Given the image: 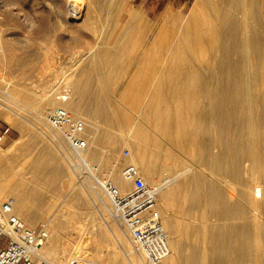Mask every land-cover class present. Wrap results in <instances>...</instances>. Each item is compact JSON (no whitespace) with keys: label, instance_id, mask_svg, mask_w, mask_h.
<instances>
[{"label":"bare ground","instance_id":"6f19581e","mask_svg":"<svg viewBox=\"0 0 264 264\" xmlns=\"http://www.w3.org/2000/svg\"><path fill=\"white\" fill-rule=\"evenodd\" d=\"M22 1L0 0L2 5L8 7L11 16L16 19H20L21 15L18 14V11L13 13V9L11 8L18 6V3ZM63 1H66V5H64L66 6L65 12H59L58 10L55 12L59 16V23L63 25L73 24L77 29L84 28L95 39V46L91 51L84 54L83 52L76 53V60L74 65L72 64V67L76 68L79 63L90 59V57H99L98 54L100 55V52H103L104 57L108 59L110 51L107 53L108 50L105 47L102 50L101 46L104 44L103 39L106 34L109 37H113L114 35H121V38L124 37L126 42L119 49H122V51L128 49L130 51V48L134 49L142 46L140 37L143 39V36L148 31H157V33L152 44L145 49L146 53L140 67L130 78L121 96V98L128 100L126 105L129 104V99L130 103L132 98L135 100H132V103H134L136 108L138 107V110L136 109L138 116L135 120L134 118L132 120L129 119L125 114L122 116L121 120L125 124L126 133L122 131L118 132L117 138L111 132H104L101 135L97 124L90 125L86 121L87 118L83 114L85 94L82 84L84 80H81V76H83L81 73H79L80 75L77 74L78 77L69 83L68 88L72 91V96L69 101L64 103H61L55 94V91L59 90L62 82L58 80L53 84L52 81L54 79L49 78L36 102V106L31 105V107L35 106L39 112H37L38 114H42L40 117L36 116V118H32L31 114L36 112L34 107L27 106L22 112H17L12 108V106L16 105L5 106L4 109L13 112V115L16 117L15 125L19 120L27 128L29 127L28 124L31 125L55 147L53 148L49 145L50 143L41 140V153L44 156L40 154L33 159L34 176L38 174L36 178H39V174L42 176L45 173V180H41L40 182L38 179L37 186L43 185L45 189L52 192L49 197L45 198L43 191L39 194L40 196L35 195V185H29L31 178H28L29 181L27 180L26 182L22 180L21 184L17 183L14 186L11 184L7 186L3 182V184L0 183V200L1 198L3 199V193L7 191L11 197L6 200H12L14 212L23 220L25 225L34 227L38 222L46 218L44 223L48 227L49 237L39 250V258H42V255L51 264H65L63 262V253H67V249L62 248L63 255L56 256L59 253L58 250H60L62 226L65 225L66 221L73 222L77 216V211H79L78 209H81V206L85 207L82 204H79L80 207L76 206L81 191L71 194L72 198H70L69 202H72L70 204L73 211H71L72 209L69 211V205L63 204L56 211L55 204L59 199L55 201V204L53 202L56 197L55 193L60 194L62 190H68L67 192H69L71 183L64 182L63 180L67 177L65 180L69 178L71 181L72 176L70 174L71 172L74 174V171L66 163L70 174L65 169L64 161L69 150L61 134L50 128L44 121V112H48L50 108L53 109L56 106H63L85 127L88 137V148L82 154L84 160L90 161L92 164L96 163L101 167L100 165L106 159L100 149L102 144L101 137L104 136L113 147H119V141H121V145H129L132 148L128 163L136 165L139 168L147 184L152 185L151 183L155 182V179L160 174H163L161 173L163 169L169 170L174 176V179H171L170 185L161 191L157 201L163 228L170 238L171 253L166 259V264H264V221L260 220L263 213L261 209L264 206V0H197L185 15L180 14V12L179 14L175 13L172 7L168 6L157 22L154 21L155 23L153 24L146 22L137 23L134 26L130 25V23V26H128L127 21H124V16L127 15L124 12V8L126 7L125 0L121 4L119 2L117 7L114 6V0H112L113 3L110 4L109 14L106 15L108 19L109 17L111 18L109 21L113 24V27L109 30L105 28L107 25L104 27L103 24L101 27L95 21L96 14L94 15V13L95 11H100L99 7L103 1L102 3L99 2L100 0ZM29 8L31 12L28 13V17H38L40 21L42 20L39 32L42 37H47L50 31L46 29L47 27L44 28L43 23L45 22L43 19L46 11L43 12V9L39 10L32 5ZM54 8L56 9V7ZM136 14L139 17H143L141 9L133 12L132 17L134 15L137 16ZM40 21L38 20V22ZM75 33L76 36H73H79L77 32ZM2 34L0 32V37ZM130 43L133 45L130 46ZM137 49L134 50L137 51ZM153 53L157 54L159 59L156 60L154 57L153 59V55H151ZM196 58L203 59V63H207L208 61L209 67H211V70H207L210 74H206L205 72L206 76L208 75L207 80H209V85H205L206 88L204 85H200L204 80V76L202 75L204 72L200 73L202 76L197 75V79L199 81L202 80L201 82L195 81L200 85L198 86L197 84L198 88L197 86L195 87L198 93L193 88L194 84L193 87L190 85L193 79L197 80L194 75L198 73H196V69L191 68V66L194 67ZM86 67V72L89 74L95 69V66L91 64ZM105 79H107V75ZM63 84L65 85L64 82ZM193 89L197 93L196 95L195 93L193 94ZM13 90L16 92L14 93L15 96L21 93V90ZM27 94L26 96L28 97ZM196 96L200 98H198L199 100L203 98L207 100V104L205 103L206 105L203 106L199 105V103L197 104L195 102L196 99L195 101L192 100ZM132 103L131 106H134ZM195 106H200V109L197 111ZM259 106L261 107V112L257 114ZM101 113L103 121H107L108 113L106 110L103 112L101 110ZM198 114L201 115L198 116L200 119L196 118ZM4 115L6 116V112ZM198 120L201 123L203 121L208 123L204 124L203 122V125L208 126V129H206L209 132L211 131L209 133L211 140L208 144L204 142L205 140L203 142L200 141L202 142L200 143L195 138L194 140L192 139L199 132L196 135L193 132L192 134L195 136L190 137L191 134L188 130L196 131L197 127L195 126L200 124ZM194 121L196 124H199L193 126L194 123L192 122ZM201 126L199 125L202 130ZM203 129L204 131H202L205 133L206 129ZM207 130L206 133L208 132ZM88 131L93 134L89 135ZM203 132L200 134L203 135ZM188 138L191 139L189 142L188 140L186 141ZM19 142L21 143V141ZM28 142H31V140ZM198 144H200L199 149L198 147L195 149V146H199ZM214 148H217V151H214ZM63 150L66 151L65 155ZM3 151L0 148V152ZM19 151L21 152L22 150ZM46 162L52 165L48 164V166L45 164ZM189 162H192L194 166H191V164L188 167L187 163ZM110 164H112L111 161ZM187 168L189 169L187 170ZM245 170L250 174V183L242 179ZM107 174L112 177L121 190L130 189L128 188L130 184L123 180L121 176L120 167L117 162L112 164L107 170ZM2 179L0 173V180ZM213 179L226 183V186L229 183L233 184L237 190L238 199L233 202L227 201L221 187L217 185L218 183H214ZM60 180L63 181L60 184L62 189H54L53 187H56V184ZM74 188L77 189L75 186ZM78 188L83 187L80 186ZM85 189L83 188L82 190ZM86 191L92 203L91 205L88 203L86 206L87 210H89L88 213L92 212L91 208L94 207L95 211L102 216L100 217L105 222V216L107 215L115 221V225L112 223L114 225V228L112 227L113 234L118 229L120 230V233H118L120 237H116L115 235L117 234L114 236L130 264H144L138 251L133 246L131 248L125 231H123L120 223L114 217V210L109 200L103 196L101 190L94 189L91 185L87 186ZM244 202L253 208L254 212L252 214H249L245 210ZM64 204L66 203L64 202ZM64 206L68 208L66 209ZM84 210L81 212L87 214ZM205 210L211 212V218L216 219L215 224L208 225L209 221L207 222V220L209 219H207L208 214L206 215ZM174 211L187 218L175 216L176 213L174 214ZM198 211L199 213L201 211V217L197 215ZM195 216L196 218L197 216L200 217L202 222L195 226L192 225L194 227H189L186 219H195ZM80 217L82 218L83 216L81 215ZM92 219V224L89 223L87 229L83 228L81 223H78V226L82 228L81 231L83 233L88 231L87 233L93 237V241L96 239L97 251L90 254L93 259L85 258L87 257L85 254L88 253L85 250L86 244L84 246L82 243L81 245L76 244L79 250L71 254L72 258L73 256L81 257L95 264H100L97 259L101 257L99 254L104 247H107L109 240L106 238L107 236L103 235L99 237L96 234L93 227L96 225V220L98 219L94 213ZM229 219H239L241 222L236 223L233 221L234 223H230V226ZM89 229L92 230L89 231ZM190 240L192 243L193 241H201L206 245L205 249L201 250L202 248H198L197 244L195 245L194 243L197 248L189 250L190 245L188 243ZM203 244H201V247ZM90 255L88 256L90 257ZM108 255H110L114 264H125L124 261H119L117 252L111 251Z\"/></svg>","mask_w":264,"mask_h":264},{"label":"rangeland","instance_id":"374dc122","mask_svg":"<svg viewBox=\"0 0 264 264\" xmlns=\"http://www.w3.org/2000/svg\"><path fill=\"white\" fill-rule=\"evenodd\" d=\"M46 1L48 2V4ZM102 1H103V3H102ZM111 1L112 0H100L99 2L102 3V4H100V7H99L100 11L99 12L95 11V13L93 12L94 15L96 14L98 16V18H96L97 16L95 15V21L98 22V25H101V27L103 26V24H104V27L107 25L105 28L108 30L111 27H113L112 22L109 21V20H111V18L108 16L109 17V19H108L106 16L109 14L108 12H109V9L111 7L110 4L113 3V1L112 2ZM123 1L124 0H114L113 4L115 7H117L119 2L121 4ZM196 1L197 0H125V4H126L125 6L126 7L124 8V12H125V15L126 14L127 15L124 16V21L125 22L127 21L128 26H130V25L134 26V25H137V23H143V22H146L148 24H151V23L153 24V23H155L154 21H156V22L158 21L161 14L166 10V8L168 6H171L172 10L175 13L179 14V12H180V14L185 15L190 11V9L193 7V5L195 4ZM104 3H106L105 6H104ZM30 5L38 8L39 10L43 9L42 10L43 12L46 11L45 17H44L45 20L43 19V21L46 22V26H45V22H43V23H44V28L47 27L46 29L50 31V34L48 35L50 37H48V36L42 37L40 32H39V29H40L39 26H41L42 20L40 21V19H38V17L37 18H35V17L32 18L30 16L28 17V13L31 12V9L29 8ZM64 5H66V1H63V0H23L22 2L18 3L19 7L14 6L13 8H11V9H13V11L11 10L13 13H16L18 11L19 12L18 14L21 15L20 19H16L15 17L11 16L10 10H8V7L6 5H2V3L0 2V32H1V34L3 33L2 36L0 37V137H2V140L0 141V148H1V151L4 150L3 152L4 153L6 152L5 154L3 152H0V161H1L0 162V168L2 165L5 169V172H6L5 175H7L6 176V181H7L6 183L7 184H9V185L11 184L12 186H14L17 183L19 184L22 180L23 181L25 180V182H26L27 180L29 181L28 178H31L30 179L31 183H29V185L30 184L35 185V187H36L34 190L35 195H39V194H41V191H43V195H45V198L49 197L50 194H52V192H50L48 189H45L43 185L37 186L38 179L40 182H41V180H45V176H44L45 173L42 176H41V174H39L40 175L39 178H36V176L38 174L34 176L35 173H34L33 159L40 154L42 156H44L41 153L40 141L44 140L47 143H50V142L48 140H46L44 135H42L40 132H38L34 127H32L29 124H28L29 127L27 128V126L26 127H25V125L23 126L19 120V122L16 123V125H15V122H16L15 118L16 117L13 115V112L5 110L4 109L5 106H11V104L16 105V106H12V108H13V110H15L17 112L18 111L22 112L23 109L26 108L27 106H30V107H31V105L36 106V102L39 99L41 93L43 92V89H44V87H45V85H46V83L50 77L54 79L52 81L53 84L55 81H58V80L62 82V84L58 90L59 92H61L64 88H68L69 83L73 82L74 79H76L78 77L77 74L81 73V75H83V76H81L82 77L81 80H84L83 81L84 83L82 82L83 90H84L83 92L85 94L84 100H83V114L87 118L86 121L90 125L91 124H97L98 129H100L101 135H103L104 132L105 133L111 132L114 137H116V136L118 137V132L122 131L123 133H126L125 124L121 120L122 116L125 114L131 120H132V118H134V120H135V118L138 116V113L136 112V109L138 107L136 108L134 103H132L135 100L133 98H132L133 101L131 100V103L134 106H131L130 99H129V104L126 105V102L128 103V100L125 98H121L122 93L125 91L124 89L128 85L130 78L134 75V73L140 67V64H141V62L144 58V55L146 53L145 49L152 44L153 39L157 33V31L156 32H154V31L149 32L148 31L143 36V39L140 37V39L142 41V42L140 41L142 46L140 48L137 47L138 49L134 48L135 50L137 49V51L130 48L131 49V50L129 49L130 51H128V49H126L127 51L124 50L125 52L122 51V49H119L120 46L122 44H125L124 42H126L124 37H122L124 39L121 38V35H118V36L114 35L113 37H109L106 34L109 37V39L105 35V38L103 39L104 44H102L101 46H102V50H104L105 48L108 50L107 53H109V51H110V53L108 54L109 57H107L108 59H106L104 57L103 52L102 53L100 52V55L98 54L99 57L93 56V57H90L91 60L90 59L83 60L81 63L78 64L79 66L77 65L75 68L72 66L74 65V62L76 60V56H75L76 53L77 52H83V54H84L86 52L91 51L93 49V47L95 46V39L92 35L88 34L89 32H87V30L84 28L77 29L75 27V25H73V24L63 25V24L59 23V21H60L59 16H57L55 12H56V10H58L59 12L61 11L64 13L65 7H66ZM102 5L104 6V8ZM54 7H56V9ZM139 9L142 10L143 17L142 16L139 17L138 14H136L138 17L135 15L132 17V13L139 10ZM37 19L40 22H38ZM130 19L132 20V22H130L131 21ZM55 20H57V21H55ZM109 22H110V24H109ZM129 23H130V25H129ZM75 32H77L79 36L75 37L76 36ZM73 35H75V36H73ZM92 37H93V40H92ZM132 45L133 44L130 43V46H132ZM49 53H50V55H49ZM151 55H153L152 58L154 57L156 60L159 59V56L157 54L153 53ZM92 58H94V59H92ZM131 59H132V61H131ZM93 60H94V62H93ZM203 61L204 60L201 58H196L194 65H193L194 67L191 66V68L196 69V73H198V74L194 75L196 77V79L198 76L201 75L200 73L204 72L202 74L204 76L203 81L202 80L199 81L198 79L197 80L193 79V81L190 82V85H192V87L194 84L193 88H195L197 86V84H198V86H200L201 84H202V86L203 85L204 86L209 85V80H207L208 75L206 76V74H210V72L207 70H211V67H209L210 64H208V61H207V63L206 62L203 63ZM90 64L95 66L94 68L96 70L93 69L94 71H92V73L89 74L88 72H86V70H87L86 66H88ZM83 68L85 69V71H83L84 70ZM108 70H110V72H108ZM93 72H95V73H93ZM107 72H108V74H107ZM205 72H206V74H205ZM89 75H90V77H89ZM106 75H107V79H105ZM190 76H192V75H190ZM195 81H197V82L202 81V82L199 85V83H197ZM204 81H206V82H204ZM52 82H51V84H52ZM63 82L65 83V85L63 84ZM203 82H204V84H203ZM21 86H22V88H20ZM198 86H197V88H198ZM206 86H205V88H206ZM25 87L29 91L24 89ZM100 88H102V89H100ZM13 89H15L16 91L21 90V93L17 92L21 96L19 94H16V96H15L14 93H16V92ZM195 90H196V88H195ZM58 91L56 90L55 94L58 93ZM263 91H264V89H263ZM24 92H26V93L24 94ZM194 93H195V91L193 89V94ZM197 93H198V91H197ZM197 93H195V95ZM26 94L28 95V97L26 96ZM198 98L196 96L192 100L195 101V99H196L195 102L197 104L199 103V105H202V106L207 104V100H205L204 98L202 100H199L200 98L199 99ZM203 100H204V102H203ZM201 101L203 102V104ZM35 106H32L31 108H33V107L35 108ZM96 107H97V109H96ZM195 108H197V111H198V109H200V106H197V107L195 106ZM51 109L52 108H50V110ZM129 109H131V110H129ZM35 110H36V108H35ZM50 110H48V111H50ZM101 110H102V112L104 110H106V112L108 113L107 114V116H108L107 121L108 122L103 121ZM258 110L259 111H257V114H259L261 112L260 106H259ZM5 112H6V116L4 115ZM37 112L38 111L36 110V112H33V114H31L32 118H36V116H38V117L42 116V114H38L39 112L38 113ZM40 113H42V112H40ZM46 113L47 112H44V115ZM2 115H4V116H2ZM120 115H121V117H120ZM196 116H197L196 117L197 119H200L198 116H201V115L198 114ZM198 121H196V122H198ZM203 122H204V124H208L205 121H203ZM203 122L201 123V121H199L200 124L199 123H197V124H199L200 126L202 125L201 127H202V130L204 131L203 128L206 129L208 126L203 125ZM192 123H194V125L191 124L193 126L197 125L195 123V121ZM199 125L195 126V127H197V130L199 129L198 131L197 130L194 131V130H190V129L188 130L189 133L191 134L190 137H192L194 134L196 135L197 132H199V134L200 133L202 134L203 131L201 130ZM19 126H20V128H19ZM110 129H111V131H110ZM115 130H117V131H115ZM206 130H205V133L203 132L205 135L200 134L201 135L200 136L197 133V136H196L197 138L193 137L192 139L194 140V138H195V140L197 142H200V141L203 142L205 140L204 142L206 144H208L211 140L210 134H209L211 131L209 132V130H207L208 131L207 133L209 135V137H208ZM23 131H24V133H23ZM200 131H202V132H200ZM30 132H31V135H30ZM193 132H195V133L192 134ZM88 133H89V135L93 134L90 131H88ZM103 137L104 136L101 137L102 144L100 146V149L102 150V153H103L104 157H106V159L104 158L105 161L103 162V164L100 165L101 169H102V173L105 174L114 162H117L119 164L120 171L122 172V168L124 166H126L127 164H129L128 162L130 160L129 158H130L131 153H132V148L129 145H125V144L121 145V141H119V144H120L119 147H117V148L113 147L109 143V141L107 142V138L104 137V139H103ZM186 137H187V135H186ZM29 140H31V142H28ZM187 140L189 142V140H191V139L188 138V139H186V141ZM19 141H21V143ZM197 142H196V144H197ZM202 142H200V143H202ZM54 143H55V141H54ZM49 145L52 146L53 144L50 143ZM198 145L199 146H195L196 147L195 149H197V147L199 149L200 144H198ZM21 146H23V147H21ZM28 146H29V148H28ZM52 147L55 148L54 146H52ZM10 148H11V150H10ZM7 150H9V152H7ZM19 150H22L21 151L22 153ZM25 150H27L26 151L27 153L24 152ZM125 150H128L130 152L129 156H127V157L124 155ZM106 151H108V152H106ZM111 151H112V153L114 151L115 152L112 154ZM214 151H217V148H214ZM65 152L66 151L63 150L64 155L66 154ZM105 152L108 154H106ZM59 154H60V151H59ZM61 157H62V155H61ZM66 157H67V155H66ZM5 158H6V160H5ZM16 158H18V159H16ZM14 159H16V160H14ZM114 159H117V160H114ZM109 160L111 161L112 164H110ZM118 160H119V162H118ZM48 162H50V161L48 160ZM48 162H46L45 164L50 165L51 163H48ZM65 163L67 164V166H69L67 160L64 161L65 169H67L68 167H66ZM90 163H92V162H90ZM189 163H187L188 167H190L191 164H192L191 166H194V164L192 162H189ZM94 164H96V163H94ZM246 164H248V163H246ZM188 169L189 168H187V170ZM68 171L69 170L67 169V172ZM161 173H163V174H160V176L155 179V182L164 176H169L170 178L174 179V176L171 174V172H169V170L167 171V169H165V170L163 169ZM70 175L72 176L71 181L69 180V178L67 180H65L67 177H65L63 180L64 182H70L71 183V188L69 189V192H67L68 190H62V191H60V194L55 193L56 197L54 198V201H53L54 204H55V201L59 199L58 202L56 201L55 210L57 211L58 209H60L62 207V204L66 205V206L69 205L71 207L70 203H72V202H69L70 198H72L71 194L72 193L75 194L78 191L79 192L81 191V193H80V196L78 198V201L76 202V206L80 207L79 204L80 205L82 204L85 207L81 206L82 208L78 209L80 212L77 211V216L75 217L73 222L71 221L72 223L70 221L69 222L66 221L64 223L65 225L62 226L63 231L61 234V242L59 245L60 250H58L59 253L56 256H62L64 254L63 255V262L65 264H67L69 262V260L72 258V254L79 250V249H77L76 246L81 245V243H82L84 246L86 244L85 250H87V253H88V254H85V256H87L85 258L93 259L90 254L97 251L96 250V242H95L96 239L93 241L92 240L93 237L91 235H89V233H87L88 231H86V233H83V231H81L82 228L80 226H78V223L79 224L81 223L82 224L81 226H83V228L87 229V226L89 225V223L92 224L91 220H93L92 216L94 213V215L98 219V220H96V225L93 227V229H95L94 231L96 232V234L99 237L104 235L105 237L107 236L106 238L109 240V242H108L109 244H107V247H104L101 250L102 254L101 253L99 254L101 256L100 258L97 259L99 261V263L100 264H114V262L110 258V255H108V254H110L111 251H115V252H117V254L119 256V261L122 260V262L124 261L125 264H130L128 258L125 256L124 252L121 250L118 242L115 239V236L120 237V236H118V233H120V230L118 229L117 232L115 231L116 232L115 234H117V235L113 234L114 233L113 228L115 225V221H113L107 215V216H105V219H106V222H105V220L101 218L102 216L99 215V213H97L95 211L94 207H92V208L90 207L92 212L88 213L89 210H87L88 208H86V206L88 203L90 205L92 203L90 202L91 200L89 199L87 191H86L87 182H86V180L78 179L76 175L72 174V172ZM227 179H226V181H227ZM242 179L245 182L250 183L251 179H250L249 172L247 173L245 170L243 172ZM63 181L60 180V182L56 184L57 186L55 185L56 187H53V188L54 189L58 188V190L62 189V186L60 184H62ZM210 181H211V179H210ZM212 181L216 184L218 183L217 185H219V187H221L222 192L224 193L223 195H224L225 199H227V201L233 202V201L238 199V196L236 194L237 190L233 184L229 183L228 186H226V183L218 182V180H216V179H213ZM228 181H230V179H228ZM85 182H86V184H85ZM155 182L153 181V183H155ZM153 183H151V184H153ZM219 183H221V184H219ZM9 185H7V186H9ZM74 186L77 187V189H75ZM80 186H82L83 188H86V189L82 190L83 188H78ZM130 187H128V188H130ZM79 189H81V190H79ZM73 191H75V192H73ZM225 191H226V193H225ZM64 194L66 195V197ZM10 197H11L10 195H6L5 198L3 196V199L1 198V201H5L7 198H10ZM41 197H43V196H41ZM65 198H68V199L65 200ZM88 199H89V201H88ZM64 202L66 204H64ZM73 204L75 205V203H73ZM66 206H64V208H66ZM70 207H69V211L71 209H72L71 211H73V208L72 207L70 208ZM244 208L247 212H249V214H252L254 212L253 208L246 202H244ZM83 210L86 211L87 214L86 213L84 214L83 212H81ZM261 210H262L261 212H263V213L261 214L260 220L262 219L261 221H264V206ZM205 212H206V215L208 214L207 215V219H209V220H207V222L209 221L208 225H213V223L215 224L216 219L211 218V216H212L211 212L209 210H205ZM175 213H176L175 216H178L179 218L180 217L181 218L186 217V216H183L182 214L174 211V214ZM198 213H199V211H198ZM198 213H197V215H199L201 217V211L199 214ZM81 215L83 216L82 218L80 217ZM200 217L197 216V218H196V216H195L196 220L194 218H190L189 220L186 219V221L188 222V226L194 227L195 225H198L200 222H202ZM193 219H194V221H193ZM210 220H212V221H210ZM41 221L38 222L36 225H38L40 223H44L46 221V218L44 220H41ZM233 221L236 223L241 222V220H239V219L238 220L229 219L228 222H229V224L230 223L232 224V223H234ZM231 224H230V226H231ZM192 225H194V226H192ZM64 227H66V228H64ZM105 229H107V230H105ZM90 230H92V229H89V231ZM101 231H102V233H101ZM84 236H85V238H84ZM189 243H188V245H190L189 250L197 248V247L198 248L200 247V248H202L201 250H204L206 247V245L203 244L201 241H193V243H192V241L190 240ZM194 243H195V245L197 244V247L194 245ZM198 243H199V245H198ZM61 244H62V246H65V247H62ZM76 244H78V245H76ZM129 244H131V243H129ZM201 244H203L202 247H201ZM62 248L67 249L69 253L67 252V253L62 254V250H61ZM131 248H132V245H131ZM187 252H188V250H187ZM88 255H90V257ZM41 257L43 258L42 255H41ZM83 257H84V255H83ZM43 259L47 260L46 258H43ZM225 264H228V263H225ZM236 264H238V263H236ZM241 264H244V263H241Z\"/></svg>","mask_w":264,"mask_h":264},{"label":"built area","instance_id":"2783aa9c","mask_svg":"<svg viewBox=\"0 0 264 264\" xmlns=\"http://www.w3.org/2000/svg\"><path fill=\"white\" fill-rule=\"evenodd\" d=\"M71 96L69 88L56 93L61 103L69 101ZM44 121L50 128L58 131L65 141L69 150L66 160L74 175L86 180L87 186L101 190L109 200L114 217L131 245L141 255L144 264H166L171 253L170 238L163 228L157 201L172 178L164 176L149 185L136 165L127 164L122 168L121 176L131 187L123 191L107 172L102 173L101 167L84 160L82 154L88 148L85 127L66 108L54 107L44 115ZM129 154L128 150L124 151L126 157ZM12 204L11 199L0 200V264H51L39 258V250L49 237L46 223L34 227L25 225L14 212ZM68 264L95 263L85 258L73 257Z\"/></svg>","mask_w":264,"mask_h":264},{"label":"crops","instance_id":"0c3cea01","mask_svg":"<svg viewBox=\"0 0 264 264\" xmlns=\"http://www.w3.org/2000/svg\"><path fill=\"white\" fill-rule=\"evenodd\" d=\"M4 135V134H3ZM4 137V136H3ZM0 173H1V175H2V180H0L1 182L0 183H6L7 181H6V176L7 175H5L6 174V172H5V169H4V167L1 165V168H0ZM2 183V184H3ZM7 184V183H6ZM7 185H9V184H7ZM4 195L3 196H6V195H8V193H7V191L6 192H4L3 193Z\"/></svg>","mask_w":264,"mask_h":264}]
</instances>
